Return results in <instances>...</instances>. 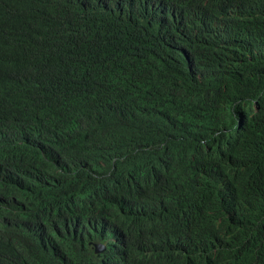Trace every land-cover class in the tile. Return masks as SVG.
I'll return each mask as SVG.
<instances>
[{
  "label": "trees",
  "instance_id": "obj_1",
  "mask_svg": "<svg viewBox=\"0 0 264 264\" xmlns=\"http://www.w3.org/2000/svg\"><path fill=\"white\" fill-rule=\"evenodd\" d=\"M98 2L107 0L72 2V15L79 18L72 21L75 28L81 27L83 19L93 21L87 13ZM42 20L49 21L44 16ZM0 32L4 38L0 44V85L5 88L0 98V126L25 106L50 109L55 111L56 119L49 120V125L67 132L71 145L77 147L74 149L81 166L93 155L106 160L115 153H124L128 158L126 168L117 176L87 180L80 192L71 188L66 172L49 168L12 186L7 207L0 209V224L14 226L15 252L31 254L30 264H64V258L52 250H42L45 246L65 249L71 245L68 236L56 227L55 219L67 212L74 197L93 200L109 219L130 215L134 212L128 211L135 209L153 214L182 201L193 185L210 175L204 169V141L214 142L226 135L224 127L235 117L234 105L244 96L243 81L229 80L227 75L242 72L264 83V28L255 34L259 39L253 51L234 48L233 56H218L211 63L198 62L191 70L175 61L160 65L155 74L163 82L178 80L148 92H133L122 83L113 89L86 79L88 83L79 85L70 76L66 62L67 81H60L59 76L43 79L31 67L30 24L23 15L13 13L7 0H0ZM83 70L88 77L89 67L83 65ZM177 86L179 89H175ZM249 136L256 140L253 147L231 141L245 158L235 170V189L229 198L211 202L210 211L196 219L190 233L180 232L169 222L157 221L155 231L169 237L171 264H264V241L257 238L259 234L264 238V133L250 126ZM80 172L88 178V169L83 167ZM41 224L49 225V230H33Z\"/></svg>",
  "mask_w": 264,
  "mask_h": 264
},
{
  "label": "clouds",
  "instance_id": "obj_2",
  "mask_svg": "<svg viewBox=\"0 0 264 264\" xmlns=\"http://www.w3.org/2000/svg\"><path fill=\"white\" fill-rule=\"evenodd\" d=\"M7 1L30 24L28 49L36 74L45 80L59 76L60 81H67L66 62L79 85L91 81L115 89L122 83L132 91H156L176 81L162 82L155 74L160 65L171 61L191 70L198 62L233 56L234 48L253 51L259 39L255 34L264 28V0H107L87 13L93 21L83 19L78 28L72 21L79 18L70 8L75 0ZM100 5L107 6L98 10ZM3 41L0 32V44ZM83 65L89 67L88 77ZM227 77L243 81L244 96L234 105L235 117L224 127L226 135L204 141V169L210 174L206 180L193 185L178 204L153 214L135 209L128 211L134 212L130 215L109 219L93 200L74 197L67 212L55 219L71 245L65 249L45 246L42 251L52 250L64 258V264H171L169 237L155 231L157 221L169 222L182 233L193 231L196 219L210 211L211 202L226 200L235 189L233 175L245 157L231 141L253 147L256 140L249 136L250 126L264 133V83L242 72ZM4 92L0 85V98ZM51 119H56L55 111L25 106L0 126V209L7 207L13 185L48 168L66 172L77 192L87 180L117 176L126 168L124 153L106 160L95 155L81 166L69 135L51 127ZM83 167L88 169V178L79 175ZM13 228L0 224V264H30L31 254L15 252ZM39 228L47 232L50 226L41 224L33 230ZM257 238L264 241L261 234Z\"/></svg>",
  "mask_w": 264,
  "mask_h": 264
},
{
  "label": "bare ground",
  "instance_id": "obj_3",
  "mask_svg": "<svg viewBox=\"0 0 264 264\" xmlns=\"http://www.w3.org/2000/svg\"><path fill=\"white\" fill-rule=\"evenodd\" d=\"M1 12H2V11H1ZM13 13H14V12H13ZM259 32H260V31H259ZM259 32H258V33H259ZM263 39H264V38H263ZM257 40H258V39H257ZM257 40H256V41H257ZM260 43H261V42H260ZM261 45H262V44H261ZM256 47H257V45H256ZM256 47H255V48H256ZM261 47H262V46H261ZM260 49H261V48H260ZM257 52H258V51H257ZM254 54H255V53H254ZM255 56H256V55H255ZM255 58H257V57H255ZM259 58H261V57L259 56ZM253 59H254V58H253ZM254 60H255V59H254ZM162 79H163V78H162ZM160 80H161V79H160ZM177 80H178V79H177ZM161 81L163 82L164 80H161ZM173 83H174V81H173ZM173 83H172V84H173ZM177 83L179 84V82H177ZM177 83H176V84H177ZM186 83H187V82H186ZM168 85H169V84H168ZM191 86H192V85H191ZM166 87H167V86H166ZM175 87H176V86H175ZM186 87H187V86H186ZM188 87H189V86H188ZM188 87H187V88H188ZM183 88H184V87H182V89H183ZM191 88H192V87H191ZM175 89H179L178 86H177V88H175ZM124 90H125V89H124ZM129 90H130V89H129ZM170 90H171V89L169 88V91H170ZM172 90H173V89H172ZM146 91L148 92V90H146ZM161 91H163V90H161ZM178 91H179V90H178ZM129 92H130V91H129ZM133 92H134V91H133ZM143 92H145V91H143ZM143 92H142V93L140 92V93L143 95ZM158 92H159V91H158ZM164 92H166V91L164 90ZM174 92H176V91H174ZM126 93H127V92H126ZM140 93H139V94H140ZM154 93H155V92H154ZM156 93H157V92H156ZM167 93H168V92H167ZM148 94H149V93H148ZM151 94H152V93H151ZM169 94H170V93H169ZM171 94H172V93H171ZM136 95H137V94H136ZM136 95H135V96H136ZM145 95H146V93H145ZM157 95H159V94H157ZM163 95H164V94H163ZM137 96H138V95H137ZM147 96H148V95H147ZM149 96H150V94H149ZM153 96H155V95H153ZM170 96H172V95H170ZM170 96H168V97H170ZM141 97H142V96H141ZM143 97H144V96H143ZM157 97H158V96H157ZM162 97H163V96H162ZM138 98H139V97H138ZM147 98H148V97H147ZM152 98H153V97H152ZM155 98H156V96H155ZM133 99H134V98H133ZM145 99H146V98H145ZM145 99H144V101H145ZM158 99H159V98H158ZM158 99H157V100H158ZM163 99H164V98H163ZM135 100H136V99H135ZM139 100H140V99H139ZM142 100H143V99H142ZM148 100H149V99H148ZM136 101H137V100H136ZM151 101H152V100H151ZM151 103H152V102H151ZM153 103H154V102H153ZM137 104H138V102H137ZM143 104H144V103H143ZM141 105H142V104H141ZM145 105H146V104H145ZM149 105H150V104H149ZM155 107H156V106H155ZM137 108H138V107H137ZM158 108H159V107H158ZM160 108H161V107H160ZM163 109H164V108H163ZM163 109H162V110H163ZM168 109H170V108H168ZM160 110H161V109H160ZM166 110H167V109H166ZM134 111H136V109H135ZM167 111L171 112L170 110H167ZM165 112H166V111H165ZM140 113H141V112H139V114H140ZM156 113H157V112H156ZM162 113H163V112H162ZM133 114H134V113H133ZM143 114H144V113H143ZM166 114H167V112H166ZM172 114H173V113H172ZM177 114H178V113H177ZM167 115H168V114H167ZM169 115H171V114H169ZM171 116H172V115H171ZM175 116H176V115H175ZM178 116H179V115H178ZM133 117H134V116H133ZM141 117H142V116H141ZM164 117H165V116H164ZM137 118H138V117H137ZM139 118H140V115H139ZM154 118H155V117H154ZM160 118H161V117H160ZM166 118H167V117H166ZM171 118H172V117H171ZM171 118H170V119H171ZM173 118H174V117H173ZM178 118H180V117H178ZM129 119H130V118H129ZM131 119H132V118H131ZM167 119H168V118H167ZM176 119H177V118H176ZM180 119H181V118H180ZM182 119H183V118H182ZM160 120H161V119H160ZM173 120H175V119H173ZM222 120H223V119H222ZM132 121H133V120H132ZM135 121H136V120H134V122H135ZM142 121H143V120H142ZM179 121H180V120H179ZM167 122H168V121H167ZM163 123H165V122L163 121ZM128 124H129V123H128ZM132 124H133V122H132ZM135 124H136V123H135ZM210 124H211V123H210ZM171 125H172V123H171ZM124 126H125V125H124ZM164 126H165V125H164ZM130 127H131V125H130ZM136 127H137V126H136ZM118 129H119V128H118ZM114 132H115V131H114ZM158 132H159V131H158ZM119 133H120V132H119ZM167 134H168V132H167ZM169 135H170V134H169ZM102 136H103V135H102ZM108 136H109V134H108ZM174 136H175V135H174ZM184 136H185V135H184ZM171 137H172V136H171ZM189 137H191V136H189ZM104 138H105V136H104ZM137 138H138V137H137ZM161 138H162V137H161ZM99 139H101V138H99ZM106 139H107V138H106ZM157 139H158V138H157ZM197 139H198V138H197ZM126 140H127V139H126ZM144 140H145V139H144ZM150 140H151V139H150ZM150 140H149V141H150ZM153 140L155 141V139H153ZM188 140H189V139H188ZM101 141H103V137H102V140H101ZM142 141H143V140H142ZM146 141H147V140H146ZM108 142H109V141H108ZM123 142H124V141H123ZM132 142H133V141H132ZM161 142H162V141H161ZM96 143H98V142H96ZM103 143H104V141H103ZM147 143H148V141H147ZM189 143H190V142H189ZM141 144H142V142H141ZM156 144H157V143H156ZM78 145H79V144H78ZM117 146H118V144H117ZM159 146H161V145H159ZM75 147H76V146H75ZM75 147H74V148H75ZM78 147H80V146H78ZM147 147H148V146H147ZM76 148H77V147H76ZM76 148H75V149H76ZM143 148H144V147H143ZM150 148H151V147H150ZM78 149H79V148H78ZM158 149H159V148H158ZM146 151H149V150H146ZM150 152H152V151H150ZM153 153H154V152H153ZM83 155H84V154H83ZM93 156H94V155H93ZM152 156H153V155H152ZM80 158H82V157H80ZM90 158H91V157H90ZM82 160H83V159H82ZM80 161H81V160H80ZM82 164H83V163H82ZM203 176H204V175H203ZM203 178H204V177H203ZM133 192H134V191H133ZM107 196H108V195H107ZM129 196H130V195H129ZM105 197H106V196H105ZM111 198H112V197H111ZM127 198H128V197H127ZM108 199H109V198H108ZM112 199H113V198H112ZM135 200H137V199H135ZM143 200H144V199H143ZM214 202H215V201H214ZM217 203H218V202H217ZM212 204H213V202H212ZM210 206H211V205H210ZM215 207H217V206L215 205ZM211 208H212V207H211ZM211 208H210V209H211ZM213 208H214V207H213ZM215 209H218V208H215ZM215 209H214L213 211H216ZM219 211H220V209H219ZM220 213H221V212H220ZM215 214H216V213H215ZM216 215H217V214H216ZM221 215H222V214H221ZM212 216H213V215H212ZM217 216H220V215H217ZM207 219H208V218H207ZM207 219H206V220H207ZM208 222H209V221H208ZM204 223H206V221H205ZM222 223H223V222H222ZM201 226H203V225H201ZM198 229H199V227H198ZM199 230H200V229H199ZM190 232H191V231H190ZM190 232H189V233H190ZM204 232H205V231H204ZM186 233H187V232H186ZM209 233H210V232H209ZM209 233H208V234H209ZM189 235H190V234H189ZM191 235H192V234H191ZM201 235H202V234H201ZM186 236H187V235H186ZM203 236H204V235H203ZM203 236H202V237H203ZM202 237H200V239H201ZM197 239H198V238H197ZM202 240H203V238H202ZM215 240H216V239H215ZM196 242H198V241H196ZM198 243H199V242H198ZM214 244H215V242H214ZM183 245H184V244H183ZM194 246H195V245H194ZM247 258H248V257H247ZM250 259H251V257H250ZM246 260H247V259H246ZM246 260H245V261H246ZM263 260H264V259H263ZM251 261H252V260H251ZM254 261H255V260H254ZM254 261H253V262H254ZM261 261H262V260H261ZM247 262H248V261H247ZM217 263H218V262H217ZM258 264H259V263H258Z\"/></svg>",
  "mask_w": 264,
  "mask_h": 264
}]
</instances>
